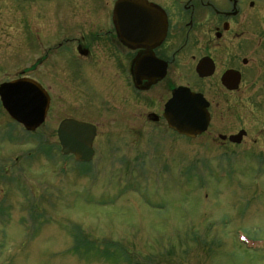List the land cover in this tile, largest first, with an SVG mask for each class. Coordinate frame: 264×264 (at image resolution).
I'll return each mask as SVG.
<instances>
[{"label":"rangeland","instance_id":"obj_1","mask_svg":"<svg viewBox=\"0 0 264 264\" xmlns=\"http://www.w3.org/2000/svg\"><path fill=\"white\" fill-rule=\"evenodd\" d=\"M27 22L26 8L0 0V84L35 62ZM43 72L53 113L98 125L96 156L65 160L57 122L38 131L47 147L32 142L0 102V264L242 262L228 240L264 233V173L249 159L253 149L233 157V148L164 135L122 143L120 127L107 123L111 104L91 81H67L62 93L58 68Z\"/></svg>","mask_w":264,"mask_h":264},{"label":"flooded vegetation","instance_id":"obj_2","mask_svg":"<svg viewBox=\"0 0 264 264\" xmlns=\"http://www.w3.org/2000/svg\"><path fill=\"white\" fill-rule=\"evenodd\" d=\"M4 1L26 8L28 32L36 30L39 44L35 62L10 80L35 81L49 96L45 120L35 130L12 120L32 142L49 144L37 137L47 122H57L59 145L62 121L88 122L78 112L53 113L56 94L37 74L50 75L57 67L62 93L75 79L91 81L106 95L113 110L107 123L120 127L122 143L144 144L164 135L233 148V157L253 149L249 159L264 173V0ZM179 88L186 98H201V112L190 113L187 106L185 125L203 131L188 130L186 136L172 128L179 116L167 105ZM66 97H58L61 107H67ZM88 123L96 128L95 142L98 125ZM247 237L240 241L236 233L228 240L240 253L237 264H264V233Z\"/></svg>","mask_w":264,"mask_h":264},{"label":"water","instance_id":"obj_3","mask_svg":"<svg viewBox=\"0 0 264 264\" xmlns=\"http://www.w3.org/2000/svg\"><path fill=\"white\" fill-rule=\"evenodd\" d=\"M184 90V88H179L167 105L168 109L171 108L179 116L176 121H171L170 124L180 132H188V130L201 132L204 129L186 127L185 115L187 106L190 108V113L201 112L203 102L199 96L186 98ZM0 98L10 116L24 124L27 129H36L44 122L49 106V97L39 83L31 80L2 83ZM188 99L193 100L194 104L186 102ZM95 129L94 125L75 119L62 121L58 129L62 152L64 154L74 153L79 160L89 161L94 154L92 143Z\"/></svg>","mask_w":264,"mask_h":264},{"label":"bare ground","instance_id":"obj_4","mask_svg":"<svg viewBox=\"0 0 264 264\" xmlns=\"http://www.w3.org/2000/svg\"><path fill=\"white\" fill-rule=\"evenodd\" d=\"M94 160H95V158H94Z\"/></svg>","mask_w":264,"mask_h":264}]
</instances>
